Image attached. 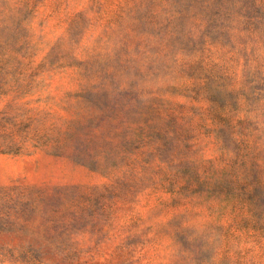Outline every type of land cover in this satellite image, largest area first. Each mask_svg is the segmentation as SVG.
<instances>
[{
  "label": "rangeland",
  "instance_id": "374dc122",
  "mask_svg": "<svg viewBox=\"0 0 264 264\" xmlns=\"http://www.w3.org/2000/svg\"><path fill=\"white\" fill-rule=\"evenodd\" d=\"M0 264H264V0H0Z\"/></svg>",
  "mask_w": 264,
  "mask_h": 264
}]
</instances>
